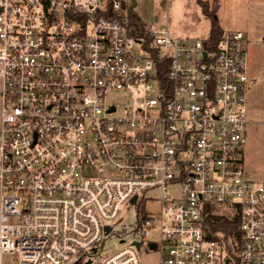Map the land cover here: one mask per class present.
<instances>
[{"label": "built area", "instance_id": "2783aa9c", "mask_svg": "<svg viewBox=\"0 0 264 264\" xmlns=\"http://www.w3.org/2000/svg\"><path fill=\"white\" fill-rule=\"evenodd\" d=\"M131 4L0 0V264H264L245 33L210 48L148 27L147 46ZM132 207L134 238L102 256ZM210 207L239 216V261Z\"/></svg>", "mask_w": 264, "mask_h": 264}, {"label": "rangeland", "instance_id": "374dc122", "mask_svg": "<svg viewBox=\"0 0 264 264\" xmlns=\"http://www.w3.org/2000/svg\"><path fill=\"white\" fill-rule=\"evenodd\" d=\"M134 11L158 34L169 32L180 39L207 40L211 20L204 15L197 0H136ZM210 3L213 0H209ZM216 16L225 31H243L249 52L248 68L255 80L249 90L250 125L245 146V168L250 179L264 182V0H218ZM114 101L119 95L112 97ZM121 220L114 223V235L105 241L102 256L119 249L121 238H134L136 209H124ZM156 233H152L155 238ZM143 264H158L155 250H142ZM4 263L15 264L12 255L3 256Z\"/></svg>", "mask_w": 264, "mask_h": 264}, {"label": "trees", "instance_id": "16d2710c", "mask_svg": "<svg viewBox=\"0 0 264 264\" xmlns=\"http://www.w3.org/2000/svg\"><path fill=\"white\" fill-rule=\"evenodd\" d=\"M203 13L211 20V27L208 37V43L210 48H214L225 31L220 25L219 19L216 16L218 7V0H213L210 3L209 0H197ZM130 24L133 27V33L146 38L147 46L151 44L153 37L145 23V21L133 11L129 14ZM151 50H157L152 48ZM163 61L158 60L159 67ZM162 66V65H161ZM164 70L161 69V73ZM165 73V72H164ZM206 232L209 238L218 239L222 241L229 252L230 258L239 261L237 247L240 242V230H239V216L236 215H223L216 211L214 207L208 208V212L205 216Z\"/></svg>", "mask_w": 264, "mask_h": 264}, {"label": "crops", "instance_id": "0c3cea01", "mask_svg": "<svg viewBox=\"0 0 264 264\" xmlns=\"http://www.w3.org/2000/svg\"><path fill=\"white\" fill-rule=\"evenodd\" d=\"M225 31V30H224ZM227 32V31H225ZM249 76H250V90H251V86L255 80V77L253 75H250V72H249ZM248 126H247V136H248V132H249V128H250V125L253 121V115L251 114L250 112V105H249V98H248Z\"/></svg>", "mask_w": 264, "mask_h": 264}, {"label": "water", "instance_id": "95a60500", "mask_svg": "<svg viewBox=\"0 0 264 264\" xmlns=\"http://www.w3.org/2000/svg\"><path fill=\"white\" fill-rule=\"evenodd\" d=\"M136 5H137V1L136 0H132V4H131V6L129 8V13H132L134 11V8L136 7ZM135 199L136 198H134L133 201H135ZM137 245H139V244H137Z\"/></svg>", "mask_w": 264, "mask_h": 264}, {"label": "flooded vegetation", "instance_id": "af4514ba", "mask_svg": "<svg viewBox=\"0 0 264 264\" xmlns=\"http://www.w3.org/2000/svg\"><path fill=\"white\" fill-rule=\"evenodd\" d=\"M132 1V0H131Z\"/></svg>", "mask_w": 264, "mask_h": 264}]
</instances>
